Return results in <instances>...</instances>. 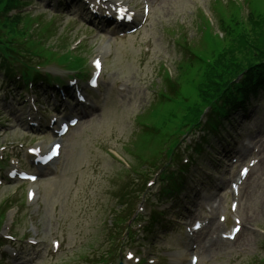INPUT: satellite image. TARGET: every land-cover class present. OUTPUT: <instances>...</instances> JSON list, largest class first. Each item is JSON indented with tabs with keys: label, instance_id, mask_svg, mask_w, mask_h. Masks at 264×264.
Instances as JSON below:
<instances>
[{
	"label": "rangeland",
	"instance_id": "obj_1",
	"mask_svg": "<svg viewBox=\"0 0 264 264\" xmlns=\"http://www.w3.org/2000/svg\"><path fill=\"white\" fill-rule=\"evenodd\" d=\"M125 1L141 14L142 0ZM147 1L149 15L145 22V17L139 21L145 25L128 35L111 25L106 29L98 19L90 21L82 4L71 3L59 12L55 4L48 0H28L30 6L20 8V11L35 14L42 25L54 22L56 36L60 37L58 50L64 52L72 49L76 53L71 54L64 65L77 56L82 57L85 59L82 71L87 73L91 71L88 61L106 43L112 45V51L103 56V70L99 79L101 87L91 94V107L84 109L85 116L64 137L61 157L57 162L58 170L48 167L38 178L37 199L31 203L25 202L27 185L22 181L0 184V204L6 202L14 208V221L9 225V233L17 239L4 240L0 246L5 260H8L5 255L13 259L12 251L18 254L12 264H102L97 259L111 249L112 243L115 251L119 250L120 244L110 238L109 228L114 209L119 208L115 193L127 180L139 181V177L129 175L130 168L134 166L143 165V173H147L149 178L153 176L149 172L151 165L146 163L159 158L157 149L162 146V135H166L162 134L161 128L168 131L173 128L170 116L172 108L160 100L159 92L163 89V69L174 77L175 73H179L178 66L187 59L188 54L176 42V38L182 35L186 42L192 39L197 45L207 43L205 37L208 29H203L202 25L204 18L213 21L212 29L218 33L221 15L227 17L234 14L233 6L239 8L235 3L232 6L231 0ZM239 1L243 7L239 8L242 18L249 12L255 13L256 8L260 17L264 18V0ZM77 38L81 41L75 44ZM46 69L66 79L63 70L69 68L51 64ZM195 69L198 70L193 65L190 73L195 74ZM1 85L0 82V154L19 153L21 164L27 166L25 148L37 144L44 149L43 144H50L54 138L45 127L40 132L28 129L22 119L23 114L28 112V105L19 99L22 95L15 93L11 103L14 94L5 98L7 91ZM187 90L185 94H188ZM40 95V99L46 102L47 93ZM48 108L47 105L43 108L36 106L32 113L48 120L53 113L41 112ZM76 114H80V110ZM243 118L244 115H237L232 123L226 125L228 132L222 133L225 136L224 150L208 149L190 169L192 175L197 177L190 178L187 188L198 191L192 187V182L196 181L198 188L206 192V207H200L202 202L197 197L193 203L187 197L189 206L196 205L192 212L185 211L180 198L171 201L174 202L172 206V203L163 202L159 208H166L165 218L171 221L165 223V227H154L155 234L146 238L141 233L140 224L135 225L131 230H134L137 241L133 245L128 241L126 250L147 262L153 261L145 264H186L191 254L198 255L197 264L264 262V102L258 100L245 116L246 121ZM46 120L42 119V124L45 125ZM143 121L160 128L159 135H148L144 131ZM234 130H238L237 133L240 130L243 137H251L246 141L252 143L247 149L250 152L244 158L238 156L240 163H247L251 159L257 162L243 181L239 195L233 197L229 183L236 178V165L227 166V158L224 161L222 157L225 154L229 157L236 143H242V139L235 136L236 133L229 135ZM114 154H121L130 166L127 167ZM208 154L215 160L213 168L201 160ZM223 169H227L226 174ZM218 178H223L222 182ZM156 179L147 189L140 185L136 189L133 209L140 200V207L137 208L142 211L143 217L155 204L145 199L149 194L157 193V176ZM215 181L219 187L216 186L214 190ZM215 198L218 200L214 202ZM233 200L237 202L234 212L228 208ZM180 206L181 212L185 213V221L178 220ZM174 212L176 215H173ZM222 215L225 217L223 222L219 220ZM235 216L241 218V230L233 241H229L221 233L229 231ZM195 219H205L204 228L188 239L184 223H192ZM191 227L188 225L187 228ZM53 240L59 242L57 249L52 248ZM119 261L132 264L117 252L106 264H117Z\"/></svg>",
	"mask_w": 264,
	"mask_h": 264
},
{
	"label": "trees",
	"instance_id": "obj_2",
	"mask_svg": "<svg viewBox=\"0 0 264 264\" xmlns=\"http://www.w3.org/2000/svg\"><path fill=\"white\" fill-rule=\"evenodd\" d=\"M17 3L18 0H0V72L4 76L13 75L11 64H19L25 70L24 77L29 78L31 70L17 58L21 49L27 46L29 34L17 26L18 16L7 15ZM247 18L244 24L235 19L227 24L223 37L218 39L220 50H210L212 61L204 65L206 72L202 75V82L195 86L210 104L217 122L239 107L245 108L251 97L264 92V19L253 14ZM27 53L34 54V47L30 46L24 52ZM33 74L40 75L37 71ZM239 74L238 80L234 81ZM180 109L182 123L189 122L190 126L200 124L199 110L183 104H180ZM176 119V115L172 116V121Z\"/></svg>",
	"mask_w": 264,
	"mask_h": 264
},
{
	"label": "bare ground",
	"instance_id": "obj_3",
	"mask_svg": "<svg viewBox=\"0 0 264 264\" xmlns=\"http://www.w3.org/2000/svg\"><path fill=\"white\" fill-rule=\"evenodd\" d=\"M119 1H121V0H115L114 2H119Z\"/></svg>",
	"mask_w": 264,
	"mask_h": 264
},
{
	"label": "snow or ice",
	"instance_id": "obj_4",
	"mask_svg": "<svg viewBox=\"0 0 264 264\" xmlns=\"http://www.w3.org/2000/svg\"><path fill=\"white\" fill-rule=\"evenodd\" d=\"M129 256L131 257V254H129Z\"/></svg>",
	"mask_w": 264,
	"mask_h": 264
}]
</instances>
